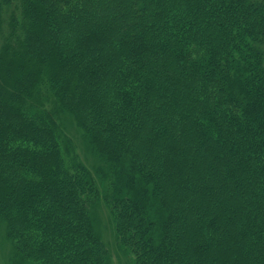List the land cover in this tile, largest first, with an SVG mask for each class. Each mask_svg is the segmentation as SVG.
<instances>
[{
	"label": "trees",
	"instance_id": "obj_1",
	"mask_svg": "<svg viewBox=\"0 0 264 264\" xmlns=\"http://www.w3.org/2000/svg\"><path fill=\"white\" fill-rule=\"evenodd\" d=\"M264 264V0H0L12 264Z\"/></svg>",
	"mask_w": 264,
	"mask_h": 264
},
{
	"label": "rangeland",
	"instance_id": "obj_2",
	"mask_svg": "<svg viewBox=\"0 0 264 264\" xmlns=\"http://www.w3.org/2000/svg\"><path fill=\"white\" fill-rule=\"evenodd\" d=\"M98 208L101 218L103 241L110 252L112 264H127V259H123V257L118 254V248L115 243V236L110 220L111 217L107 209L103 205ZM4 232V225L0 223V264H12L14 256L13 247L12 244L5 238Z\"/></svg>",
	"mask_w": 264,
	"mask_h": 264
}]
</instances>
